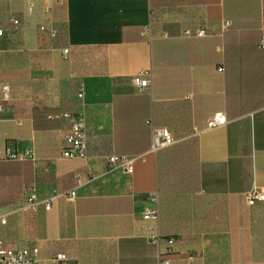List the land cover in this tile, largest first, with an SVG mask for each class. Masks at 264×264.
I'll return each instance as SVG.
<instances>
[{
	"label": "crops",
	"instance_id": "obj_1",
	"mask_svg": "<svg viewBox=\"0 0 264 264\" xmlns=\"http://www.w3.org/2000/svg\"><path fill=\"white\" fill-rule=\"evenodd\" d=\"M61 21L64 40L48 33ZM0 23V134L23 157L0 161L5 247L35 244L39 264H158L141 217L157 192L151 120L198 144V191L161 228L158 218L175 235L171 264L187 251L192 264H264V201L244 197L264 189V0H0ZM144 71L151 84L138 92L131 79ZM76 111L86 159L61 155L60 114ZM219 111L225 124L207 128ZM111 154L143 159L128 172L107 168ZM33 183L57 195L50 209L18 208ZM57 252L69 259L50 260Z\"/></svg>",
	"mask_w": 264,
	"mask_h": 264
},
{
	"label": "built area",
	"instance_id": "obj_2",
	"mask_svg": "<svg viewBox=\"0 0 264 264\" xmlns=\"http://www.w3.org/2000/svg\"><path fill=\"white\" fill-rule=\"evenodd\" d=\"M57 2H62V0H57ZM30 9V8H29ZM13 24H17V20L14 18L10 19ZM40 30L45 31L46 27L44 25L40 26ZM56 30L51 28L48 30L50 36L55 35ZM4 29L0 23V37L3 35ZM186 35H189V31H185ZM196 36H204V30L198 29L195 32ZM261 47L264 48V39L261 41ZM62 56L65 58L68 54V48H62ZM223 68L219 67L218 70L221 71ZM132 84L136 87L138 92H143L151 84L149 72H141L134 75L131 79ZM78 99H82V91L78 90ZM9 99V87L7 85L1 86V100L6 101ZM1 109V106H0ZM61 117L69 119L70 125L68 131L63 136V147L61 150V155L65 158H80L86 159V127H85V117L82 111L76 112H62ZM226 116L224 112L219 111L212 114L206 121L207 128H215L225 124ZM148 125L151 131V151L156 153L157 150L170 146L175 142V138L170 130L165 127H156L149 120ZM23 157L18 154L15 150L8 148L0 134V161L5 160H17ZM136 159H143V155L139 156H128V155H117L111 154L106 159L107 168L119 166L124 168L126 171L130 172L133 168V163ZM27 195V200L24 204L19 205L20 209H31L35 210L39 204H44L45 209H50L52 200L57 196L56 194L50 195H40L37 190V186L33 183L25 189ZM74 191L71 190L67 197L70 200L74 199ZM245 202L248 205L254 204L256 201H264V189H259L253 186L251 189L245 192ZM153 203L152 206L146 207L141 213V217L146 224L144 225V231L146 237L151 242L155 243L158 247V264H171L170 256L173 253V246L175 244V237L165 236L159 228L158 225V208H157V197L156 194L152 195L150 198ZM6 213L0 212V224L6 222ZM185 259L187 264H192L195 255L192 251H187L185 253ZM50 260L54 261H66L69 256L63 252H57L49 256ZM0 264H39V249L35 244L25 246L23 248L15 249L5 247L0 240ZM75 264H78L75 262Z\"/></svg>",
	"mask_w": 264,
	"mask_h": 264
},
{
	"label": "trees",
	"instance_id": "obj_3",
	"mask_svg": "<svg viewBox=\"0 0 264 264\" xmlns=\"http://www.w3.org/2000/svg\"><path fill=\"white\" fill-rule=\"evenodd\" d=\"M65 23L61 21L53 38L64 40ZM144 92V91H143ZM198 144L193 137L176 140L170 146L156 151L157 160V208L161 221L169 215V206L181 208L185 206L186 194H194L199 189ZM10 161V160H5ZM165 236H173L161 230Z\"/></svg>",
	"mask_w": 264,
	"mask_h": 264
}]
</instances>
